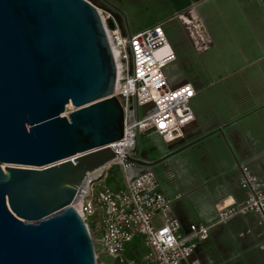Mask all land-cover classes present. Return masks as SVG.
<instances>
[{
	"label": "water",
	"instance_id": "1",
	"mask_svg": "<svg viewBox=\"0 0 264 264\" xmlns=\"http://www.w3.org/2000/svg\"><path fill=\"white\" fill-rule=\"evenodd\" d=\"M121 86L88 0H0V264H96L81 201L70 205L116 157Z\"/></svg>",
	"mask_w": 264,
	"mask_h": 264
},
{
	"label": "crops",
	"instance_id": "2",
	"mask_svg": "<svg viewBox=\"0 0 264 264\" xmlns=\"http://www.w3.org/2000/svg\"><path fill=\"white\" fill-rule=\"evenodd\" d=\"M204 1L175 0L177 10L138 31L157 23L164 29L177 18L206 38L197 51L206 49L209 69L219 68V54L225 68L252 69L241 72L239 79L192 83L198 93L191 103L194 120L188 143L200 141L153 169L161 191L180 196L172 213L182 229L190 224L210 227L195 253L201 264H264V236L256 219L241 215L219 223L217 214V208L244 198L236 162L248 161L252 172L264 178V0ZM169 42L179 67V51L174 41ZM166 146L157 145L159 159L171 153Z\"/></svg>",
	"mask_w": 264,
	"mask_h": 264
},
{
	"label": "built area",
	"instance_id": "3",
	"mask_svg": "<svg viewBox=\"0 0 264 264\" xmlns=\"http://www.w3.org/2000/svg\"><path fill=\"white\" fill-rule=\"evenodd\" d=\"M111 19L113 29L107 26ZM104 29L117 57L122 86L119 95L124 114L123 138L108 145L116 157L102 166L101 172L81 192L80 214L94 247L96 264H201L195 258L201 242L209 236V226L190 224L184 231L172 208L180 196L163 193L151 166L134 156L137 137L145 129L165 143H179L193 122L192 100L195 86L175 81L170 69L176 55L161 23L138 32L125 33L110 15ZM164 48L166 51L159 53ZM190 93V94H189ZM73 110V109H70ZM115 168L114 188L105 185ZM239 186L244 198L238 203L217 208L218 222L235 216L252 215L264 236V178L256 176L249 162H236ZM87 178V177H86ZM101 187V189H100ZM138 239L141 255L127 246ZM110 259L109 263L104 258Z\"/></svg>",
	"mask_w": 264,
	"mask_h": 264
},
{
	"label": "rangeland",
	"instance_id": "4",
	"mask_svg": "<svg viewBox=\"0 0 264 264\" xmlns=\"http://www.w3.org/2000/svg\"><path fill=\"white\" fill-rule=\"evenodd\" d=\"M100 12L103 19L106 15H110L117 25L125 32L135 33L144 25L154 22L156 19L166 17L173 11L177 10V2L175 0H88ZM209 0L204 1L207 4ZM104 20V19H103ZM164 31L169 39L174 41L176 49L179 51L178 62L179 67L171 68L170 72L174 75L175 81L185 80L191 83L205 84L209 81L215 80L217 77H225L224 79L236 78L239 79L240 73L251 70L250 67L242 70L234 68H225L223 66L222 54H219L218 64L219 68L213 70L207 67V53L206 49L198 50L197 47L203 46V41L206 43L205 37H199L193 30L191 25H186L177 18L171 19L164 24ZM175 49V46H173ZM173 50V49H172ZM174 52V51H173ZM175 53V52H174ZM183 61V62H182ZM237 76V77H235ZM206 94H209L206 93ZM72 107V106H71ZM263 110V108H262ZM188 133V129H187ZM190 134L179 143L167 144V150L174 151L185 144L190 139ZM165 144V142L150 130H143L137 137V147L134 153L135 157L142 160L153 162L159 159L156 154L157 145ZM193 149H187L190 153ZM155 152V153H154ZM187 154V152L185 153ZM183 157L182 155H176ZM173 157V158H174ZM179 157V158H180ZM115 168L109 172V178L105 185L109 188H114V181L116 180ZM160 184V183H159ZM101 189V187H100ZM136 247L139 254L144 253V248L138 239H135L132 244L127 246V255L132 249ZM106 263L110 259L104 258Z\"/></svg>",
	"mask_w": 264,
	"mask_h": 264
},
{
	"label": "bare ground",
	"instance_id": "5",
	"mask_svg": "<svg viewBox=\"0 0 264 264\" xmlns=\"http://www.w3.org/2000/svg\"><path fill=\"white\" fill-rule=\"evenodd\" d=\"M99 14H100V12H99ZM100 18H101V20H102V23L104 24V23H105L104 20H103V19H104V16H103V19H102L101 14H100ZM163 50L166 51L167 48H164ZM67 108H68L69 110L72 109L71 105H68ZM92 179H93V176H87V178H86V185L83 187V189H85V187L88 186V183H89L90 181H92ZM83 189L81 190V192L83 191ZM80 196H81V194H80ZM80 196H79V198H78L77 200L73 201L72 204H71L70 206H72V205L78 203L79 200H80ZM70 206H69V207H70Z\"/></svg>",
	"mask_w": 264,
	"mask_h": 264
},
{
	"label": "snow or ice",
	"instance_id": "6",
	"mask_svg": "<svg viewBox=\"0 0 264 264\" xmlns=\"http://www.w3.org/2000/svg\"><path fill=\"white\" fill-rule=\"evenodd\" d=\"M190 94V93H189Z\"/></svg>",
	"mask_w": 264,
	"mask_h": 264
}]
</instances>
